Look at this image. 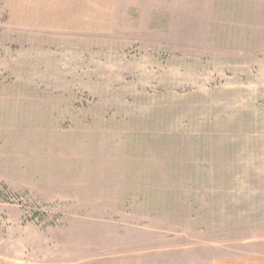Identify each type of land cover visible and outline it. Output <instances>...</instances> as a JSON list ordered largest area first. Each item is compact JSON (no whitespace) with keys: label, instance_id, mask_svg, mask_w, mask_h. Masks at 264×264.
Wrapping results in <instances>:
<instances>
[{"label":"rangeland","instance_id":"374dc122","mask_svg":"<svg viewBox=\"0 0 264 264\" xmlns=\"http://www.w3.org/2000/svg\"><path fill=\"white\" fill-rule=\"evenodd\" d=\"M21 2L0 264H264V0H113L89 35L27 30Z\"/></svg>","mask_w":264,"mask_h":264},{"label":"crops","instance_id":"0c3cea01","mask_svg":"<svg viewBox=\"0 0 264 264\" xmlns=\"http://www.w3.org/2000/svg\"><path fill=\"white\" fill-rule=\"evenodd\" d=\"M20 5L25 29L35 31L41 27L82 35L105 32L113 13V0H22Z\"/></svg>","mask_w":264,"mask_h":264}]
</instances>
